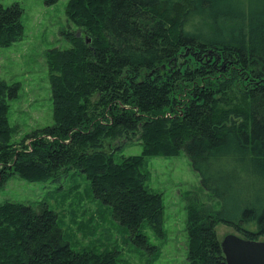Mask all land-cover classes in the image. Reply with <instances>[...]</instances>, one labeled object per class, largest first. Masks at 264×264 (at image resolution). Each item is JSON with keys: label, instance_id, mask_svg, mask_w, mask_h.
I'll return each instance as SVG.
<instances>
[{"label": "trees", "instance_id": "1", "mask_svg": "<svg viewBox=\"0 0 264 264\" xmlns=\"http://www.w3.org/2000/svg\"><path fill=\"white\" fill-rule=\"evenodd\" d=\"M58 0H47L54 4ZM70 0L72 47L47 54L55 123L12 142L0 81V185L14 176L65 182L88 194L151 256L164 238L162 194L147 185L150 157L185 151L219 209L190 204L188 261L228 264L217 234L264 238V0ZM23 9L0 6V48L25 38ZM134 140L140 155H125ZM127 143V144H126ZM72 189V187H71ZM117 246L77 247L46 201L0 203V264H120Z\"/></svg>", "mask_w": 264, "mask_h": 264}, {"label": "rangeland", "instance_id": "2", "mask_svg": "<svg viewBox=\"0 0 264 264\" xmlns=\"http://www.w3.org/2000/svg\"><path fill=\"white\" fill-rule=\"evenodd\" d=\"M69 1L48 4L47 0H0V6L5 8L18 4L23 9L25 27L23 41L0 48V81L21 83L20 94L11 101L9 112L10 125L16 130L12 142H20L33 131L55 123L47 54L56 48L72 47L69 32L77 28L67 17ZM239 1L246 9L257 5V0ZM142 151V145L134 140L124 148L123 154L140 155ZM147 170V185L162 194L165 204V237H157L151 229L145 232L151 244L160 247L157 256L149 255L127 239L110 212L88 194V183L82 176L67 180L62 191L51 181L30 183L14 176L0 185V203L7 200L27 205L48 202L60 214L66 234L75 246H117L124 260L120 264H190L187 208L196 203L219 209L220 204L202 186L201 176L185 151L177 157H150ZM217 234L223 241L236 232L219 224ZM260 241L264 242V238Z\"/></svg>", "mask_w": 264, "mask_h": 264}, {"label": "water", "instance_id": "3", "mask_svg": "<svg viewBox=\"0 0 264 264\" xmlns=\"http://www.w3.org/2000/svg\"><path fill=\"white\" fill-rule=\"evenodd\" d=\"M221 245L228 264H264L263 241H251L230 234Z\"/></svg>", "mask_w": 264, "mask_h": 264}]
</instances>
